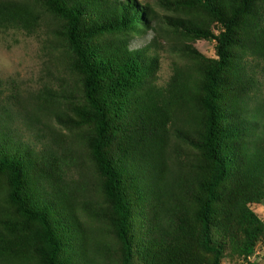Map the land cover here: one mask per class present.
<instances>
[{
    "label": "trees",
    "instance_id": "16d2710c",
    "mask_svg": "<svg viewBox=\"0 0 264 264\" xmlns=\"http://www.w3.org/2000/svg\"><path fill=\"white\" fill-rule=\"evenodd\" d=\"M157 5L176 15L141 0H0V28L46 22L75 77L32 96L69 132L54 147L24 140L0 105V264H260L264 0ZM164 18L176 59L161 85L155 44L131 41Z\"/></svg>",
    "mask_w": 264,
    "mask_h": 264
},
{
    "label": "rangeland",
    "instance_id": "374dc122",
    "mask_svg": "<svg viewBox=\"0 0 264 264\" xmlns=\"http://www.w3.org/2000/svg\"><path fill=\"white\" fill-rule=\"evenodd\" d=\"M141 1L154 5L162 16L176 15L161 9L157 5L158 0ZM165 22L164 18L160 23L165 29L164 32L149 29L146 33L133 37L131 41L132 48L143 47L150 42L155 44L152 49L161 56L159 72L161 85L169 80L173 61L176 59L170 51V42L167 38L172 35L167 32L170 27ZM50 28L46 22H43L39 30L33 34L16 28H0V105L11 111L13 116L11 127L19 130L24 140L36 139L39 143L54 147L52 137H57V133L66 135L69 132L55 118L49 116V111L39 108L42 107L40 98L33 99L32 96L44 90L45 86L59 88L61 83L74 85L75 77L64 69L63 49L51 36ZM195 45L206 56H216V41L199 40ZM259 78L264 79V75L260 74ZM19 109L22 112L20 114L16 113ZM24 111H29L32 115L38 114L39 120L25 118ZM78 145L75 146V151L78 152L79 149L83 153ZM71 171L70 174H73L75 179L81 178L79 171L74 168ZM252 209L264 221V202L252 204ZM250 259L264 264V241L258 244L255 255ZM245 262L244 258L227 257L223 260V264Z\"/></svg>",
    "mask_w": 264,
    "mask_h": 264
}]
</instances>
